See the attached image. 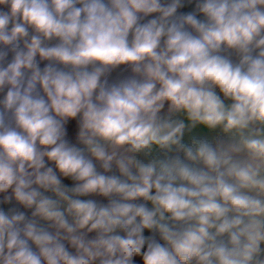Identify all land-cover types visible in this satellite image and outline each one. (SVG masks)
Here are the masks:
<instances>
[{
  "label": "clouds",
  "instance_id": "1",
  "mask_svg": "<svg viewBox=\"0 0 264 264\" xmlns=\"http://www.w3.org/2000/svg\"><path fill=\"white\" fill-rule=\"evenodd\" d=\"M0 264H264V0H0Z\"/></svg>",
  "mask_w": 264,
  "mask_h": 264
}]
</instances>
